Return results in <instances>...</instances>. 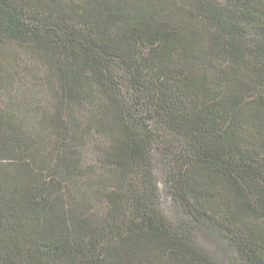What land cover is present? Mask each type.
<instances>
[{
    "label": "trees",
    "instance_id": "trees-1",
    "mask_svg": "<svg viewBox=\"0 0 264 264\" xmlns=\"http://www.w3.org/2000/svg\"><path fill=\"white\" fill-rule=\"evenodd\" d=\"M6 44L47 63L54 102L41 139L0 57V264H221L199 232L264 264V0H0Z\"/></svg>",
    "mask_w": 264,
    "mask_h": 264
},
{
    "label": "rangeland",
    "instance_id": "rangeland-1",
    "mask_svg": "<svg viewBox=\"0 0 264 264\" xmlns=\"http://www.w3.org/2000/svg\"><path fill=\"white\" fill-rule=\"evenodd\" d=\"M6 45L7 47L3 51L1 50L2 47H0V57H2L3 69L12 75V77L10 85L4 93V105L8 106L13 101H18V105L21 108L19 115L25 127L32 131L35 136L41 137V139H49V135L45 134L48 128L38 121L42 114L39 111L40 106L45 103L52 104L54 102L53 98H43L42 95H45L41 93L48 87L45 77L49 76V67L47 63L33 56L26 49L14 44ZM34 84L37 85L36 88L32 87ZM38 93L40 96H36ZM39 99L42 100L29 109L27 102L34 103ZM93 139L92 141L89 139L88 145H91L83 147L78 154L79 161L86 167H91L92 173L96 170L97 166L95 164L102 150L99 137L97 136ZM53 144V142H47L46 144L39 143L38 145H41V149L46 151V147L47 149H52ZM153 168L159 189V207L172 222L184 220L186 215L180 204L171 194L168 182L169 163L160 153L154 154ZM197 240L201 247L218 259L221 264H236L234 254L226 246H222L214 241L207 233L199 232Z\"/></svg>",
    "mask_w": 264,
    "mask_h": 264
}]
</instances>
